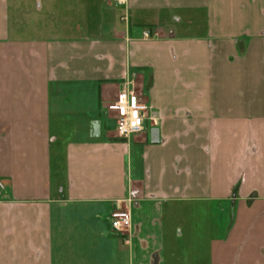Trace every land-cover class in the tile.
<instances>
[{
    "label": "crops",
    "instance_id": "1",
    "mask_svg": "<svg viewBox=\"0 0 264 264\" xmlns=\"http://www.w3.org/2000/svg\"><path fill=\"white\" fill-rule=\"evenodd\" d=\"M93 1L0 0V264H264V0Z\"/></svg>",
    "mask_w": 264,
    "mask_h": 264
},
{
    "label": "built area",
    "instance_id": "2",
    "mask_svg": "<svg viewBox=\"0 0 264 264\" xmlns=\"http://www.w3.org/2000/svg\"><path fill=\"white\" fill-rule=\"evenodd\" d=\"M148 37V33H144ZM116 114V132L120 138L128 139L143 133L147 122H153L149 105L140 100L134 91L122 92L117 100L108 106ZM131 227V213L118 207L112 213V228L116 231H128Z\"/></svg>",
    "mask_w": 264,
    "mask_h": 264
},
{
    "label": "rangeland",
    "instance_id": "3",
    "mask_svg": "<svg viewBox=\"0 0 264 264\" xmlns=\"http://www.w3.org/2000/svg\"><path fill=\"white\" fill-rule=\"evenodd\" d=\"M73 1H76V0H73ZM70 2V1H69ZM94 2V16L96 17H99V16H101L103 13H107L109 16L110 15H112L111 13H108L109 12V9H108V7H112L113 5H115L114 4V0H94L93 1ZM71 3V2H70ZM58 4L60 5V6H64V7H66V6H68V4H67V0H59V2H58ZM117 5H118V3H117ZM99 12H103L102 14H100ZM106 14V15H107ZM114 16H116L115 17V20H117V19H119V20H121L120 18V13L117 11V14L116 15H112L111 16V19H114L113 17ZM110 19V20H111Z\"/></svg>",
    "mask_w": 264,
    "mask_h": 264
},
{
    "label": "water",
    "instance_id": "4",
    "mask_svg": "<svg viewBox=\"0 0 264 264\" xmlns=\"http://www.w3.org/2000/svg\"><path fill=\"white\" fill-rule=\"evenodd\" d=\"M157 135H158V131L157 129H154L152 132L153 143L157 142Z\"/></svg>",
    "mask_w": 264,
    "mask_h": 264
}]
</instances>
